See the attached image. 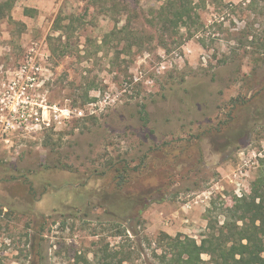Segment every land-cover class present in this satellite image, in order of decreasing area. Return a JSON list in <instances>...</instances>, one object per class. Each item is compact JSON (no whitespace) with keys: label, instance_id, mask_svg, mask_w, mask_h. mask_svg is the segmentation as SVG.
Returning <instances> with one entry per match:
<instances>
[{"label":"rangeland","instance_id":"rangeland-1","mask_svg":"<svg viewBox=\"0 0 264 264\" xmlns=\"http://www.w3.org/2000/svg\"><path fill=\"white\" fill-rule=\"evenodd\" d=\"M114 1L0 18V264H162L160 232L199 243L264 159V0H206L171 37L148 21L161 0Z\"/></svg>","mask_w":264,"mask_h":264},{"label":"trees","instance_id":"trees-1","mask_svg":"<svg viewBox=\"0 0 264 264\" xmlns=\"http://www.w3.org/2000/svg\"><path fill=\"white\" fill-rule=\"evenodd\" d=\"M88 1L104 9H107L110 2ZM210 1L220 5L222 0ZM14 2L15 0L0 1V18L7 16ZM110 3L115 5L114 0ZM205 4L206 0H161L157 8H150L151 18L148 21L151 25L158 26L161 37H171L180 27L190 31L198 24L197 9ZM31 11L32 8L24 9L25 13ZM260 161V168L250 184L249 192L235 198L233 204L225 208V218L221 225L217 226V222L211 219L208 221V231L199 243L185 234L177 233L171 236L160 232L158 245L165 246L163 253L158 256L162 264H264V159ZM121 182L119 181L117 186H120ZM149 187L148 191H152L155 185ZM130 198L131 205L137 207L135 214L139 217L148 200L140 195H131ZM129 229L136 234L133 227ZM120 231L119 229L118 232ZM202 253L208 255L207 260L201 257ZM94 258H98V264H123L130 259L125 251L108 249L102 250L100 255L95 253ZM84 263H89L86 257L77 256L74 264Z\"/></svg>","mask_w":264,"mask_h":264},{"label":"built area","instance_id":"built-area-1","mask_svg":"<svg viewBox=\"0 0 264 264\" xmlns=\"http://www.w3.org/2000/svg\"><path fill=\"white\" fill-rule=\"evenodd\" d=\"M16 82L12 81L11 82V85H10V88L13 89L14 86H15ZM20 91V90H19ZM11 112L13 113V119H17L16 121H18L19 123L20 122H32V121H38V117H30L29 119L25 117L24 115V112H23V109L25 108L24 107V104H20L19 102H15L14 104H11ZM78 113H81V111H79ZM9 121V120H7Z\"/></svg>","mask_w":264,"mask_h":264}]
</instances>
